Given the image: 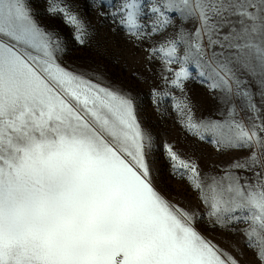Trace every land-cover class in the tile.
Masks as SVG:
<instances>
[{"label":"snow or ice","instance_id":"1","mask_svg":"<svg viewBox=\"0 0 264 264\" xmlns=\"http://www.w3.org/2000/svg\"><path fill=\"white\" fill-rule=\"evenodd\" d=\"M90 4L111 8L133 41H153L147 59L166 85L153 103L170 99L181 128L228 160L204 171L157 144L137 97L66 65L63 38L31 0H0V264H245V249L264 264V0ZM45 12L87 43L66 0ZM193 70L216 100L210 115L197 117L186 94ZM161 149L195 205L158 188Z\"/></svg>","mask_w":264,"mask_h":264},{"label":"rangeland","instance_id":"2","mask_svg":"<svg viewBox=\"0 0 264 264\" xmlns=\"http://www.w3.org/2000/svg\"><path fill=\"white\" fill-rule=\"evenodd\" d=\"M115 2L117 0H113V3ZM31 3L41 22L58 31L63 38L66 48L63 61L66 65L99 75L106 83L128 90L137 97L142 124L153 134L157 144L170 143L182 156L195 157L204 171H215L213 165L227 162L228 157L218 154L211 145L196 141L181 128L170 99L163 101L159 108L153 103L152 89L163 90L166 85L162 79L161 63L147 59L146 49L153 43L152 40L137 43L130 39L118 22L112 19L111 8H94L90 0H66L70 10L83 18L88 26L90 36L85 45H80L74 38L73 28L67 26L61 17L53 19L46 14L47 0H31ZM101 11L106 14L101 15ZM171 31L169 29V32ZM160 39L158 36L155 41ZM185 88L186 94L194 104L197 117L215 112L216 100L195 75V70L193 78L186 82ZM174 94L180 95L179 92ZM234 155L239 156L243 153L237 152ZM154 167L157 186L163 194L169 199H179L182 195L193 205L197 203L195 193L187 184L170 174L169 163L162 149L156 152ZM201 230L218 243L226 238L228 241H239V246L243 247V240L239 236L221 233L219 230L212 231L203 224ZM245 252V264H254L252 251L245 249Z\"/></svg>","mask_w":264,"mask_h":264}]
</instances>
